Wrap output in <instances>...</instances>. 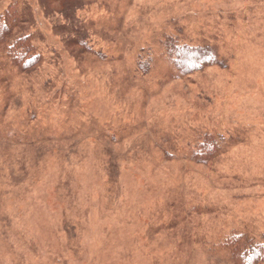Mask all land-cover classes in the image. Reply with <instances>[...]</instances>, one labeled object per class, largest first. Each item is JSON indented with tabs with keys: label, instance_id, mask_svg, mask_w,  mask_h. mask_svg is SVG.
<instances>
[{
	"label": "rangeland",
	"instance_id": "obj_1",
	"mask_svg": "<svg viewBox=\"0 0 264 264\" xmlns=\"http://www.w3.org/2000/svg\"><path fill=\"white\" fill-rule=\"evenodd\" d=\"M24 1L41 59L0 54V264H236L229 236L263 243L264 0H76L87 52ZM179 29L217 63L180 74Z\"/></svg>",
	"mask_w": 264,
	"mask_h": 264
},
{
	"label": "trees",
	"instance_id": "obj_2",
	"mask_svg": "<svg viewBox=\"0 0 264 264\" xmlns=\"http://www.w3.org/2000/svg\"><path fill=\"white\" fill-rule=\"evenodd\" d=\"M42 11L49 17L60 12L61 23L59 34L66 46H75L84 52L92 49L91 22L80 19L78 14L83 11L81 1L76 0H38ZM24 0H14L7 10L0 15V54L4 53L23 72H34L40 61V54L34 45L35 30L32 28L33 18ZM58 22V21H56ZM60 22V21H59ZM28 23L30 30L21 26ZM58 25V23H57ZM34 30V31H32ZM182 30L178 35L167 36L164 50L172 57L175 69L182 75H189L214 66L217 53L209 46H190L180 43ZM140 72L147 74L148 66L140 62ZM205 141V139H204ZM201 148V149H200ZM198 156L214 158L220 152L219 143L203 142L200 144ZM246 235L229 236L222 245L229 252L236 264H264V242L254 243Z\"/></svg>",
	"mask_w": 264,
	"mask_h": 264
}]
</instances>
